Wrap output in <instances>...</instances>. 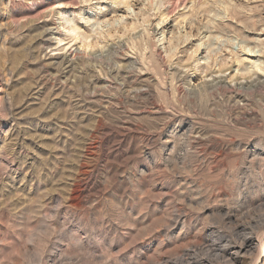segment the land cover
<instances>
[{
    "label": "rangeland",
    "instance_id": "rangeland-1",
    "mask_svg": "<svg viewBox=\"0 0 264 264\" xmlns=\"http://www.w3.org/2000/svg\"><path fill=\"white\" fill-rule=\"evenodd\" d=\"M260 77L264 0H0V264H264Z\"/></svg>",
    "mask_w": 264,
    "mask_h": 264
},
{
    "label": "bare ground",
    "instance_id": "bare-ground-1",
    "mask_svg": "<svg viewBox=\"0 0 264 264\" xmlns=\"http://www.w3.org/2000/svg\"><path fill=\"white\" fill-rule=\"evenodd\" d=\"M50 29V28H49ZM73 32H75V29H73L72 30ZM53 32V31H52ZM59 32V31H58ZM75 39H77L76 37H75ZM92 46H94V45H90V43H87V42H85L84 41V43H83V45H82V47L81 48H84V49H87V48H89V47H92ZM77 50H79V49H77ZM76 51V50H75ZM80 51V50H79ZM83 51V50H82ZM72 54H73V52H72ZM76 54H77V52H76ZM78 54H79V52H78ZM66 55V54H65ZM69 55H70V52H69ZM64 56V55H63ZM87 56V55H86ZM73 57V56H72ZM85 57V55L83 56V58ZM88 57V56H87ZM86 57V58H87ZM93 56H91V58H92ZM63 58V57H62ZM76 59V58H75ZM78 59V58H77ZM72 58L70 59L68 56H64V59H63V64L65 65V64H70L71 62H72ZM136 64H137V62H135ZM237 63L238 64H240L241 62H240V60L239 59H237ZM62 64V63H61ZM88 65V64H87ZM64 67V66H63ZM69 67V66H68ZM122 67V66H121ZM257 68L258 69H260V70H262L259 66H257ZM62 70V69H61ZM69 71V70H68ZM130 71V70H129ZM67 72V71H66ZM120 72V68L117 66V68H115L113 71H112V73H119ZM67 74V73H66ZM211 75V74H210ZM255 75V74H254ZM209 76V75H208ZM261 76V75H260ZM126 81V80H125ZM247 81H249V80H247ZM124 82V81H123ZM225 81L223 80V78H221V77H214V78H212V79H210V80H208L207 81V83L204 85V87L205 88H212V87H214V86H216V85H220V84H223ZM71 83V82H70ZM126 83V82H125ZM123 84L124 85V88H130L128 85H126V84ZM135 84H137V83H135ZM239 84V83H238ZM227 85H229V84H227ZM227 85H225V87H227ZM245 85H248V87H250V88H257V87H259V86H263L264 85V81H262L261 80V77L260 78H258V79H255V80H252V81H249V82H247ZM245 85H243L242 83H240L238 86H237V88H242V87H244ZM224 86V85H223ZM230 87V86H229ZM247 87V86H246ZM106 88V87H105ZM231 88V87H230ZM133 91V90H132ZM238 90H236V92H237ZM135 92V91H134ZM239 92V91H238ZM237 94V93H236ZM236 96H238V95H236ZM235 96V97H236ZM240 97V96H239ZM253 245H254V242H253V240H251V239H244V242H243V244L241 245V247L238 249V252L237 253H232V256L233 255H238L240 252H243V251H245V252H247L248 250H250L252 247H253ZM237 257V256H236Z\"/></svg>",
    "mask_w": 264,
    "mask_h": 264
}]
</instances>
